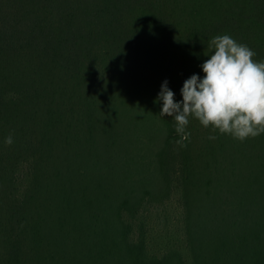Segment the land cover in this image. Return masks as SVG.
I'll list each match as a JSON object with an SVG mask.
<instances>
[{
    "label": "trees",
    "instance_id": "16d2710c",
    "mask_svg": "<svg viewBox=\"0 0 264 264\" xmlns=\"http://www.w3.org/2000/svg\"><path fill=\"white\" fill-rule=\"evenodd\" d=\"M223 34L264 60V0H0V264H264V134L183 138L154 102ZM174 179L182 241L149 254Z\"/></svg>",
    "mask_w": 264,
    "mask_h": 264
},
{
    "label": "clouds",
    "instance_id": "9594fccd",
    "mask_svg": "<svg viewBox=\"0 0 264 264\" xmlns=\"http://www.w3.org/2000/svg\"><path fill=\"white\" fill-rule=\"evenodd\" d=\"M207 47L199 65L204 75L193 73L183 81L181 99H175L167 79L161 83L154 101L160 103L159 115L172 118L183 138L190 117L241 141L264 134V60H254L256 53L228 34L213 36ZM4 143H13L11 134Z\"/></svg>",
    "mask_w": 264,
    "mask_h": 264
},
{
    "label": "rangeland",
    "instance_id": "374dc122",
    "mask_svg": "<svg viewBox=\"0 0 264 264\" xmlns=\"http://www.w3.org/2000/svg\"><path fill=\"white\" fill-rule=\"evenodd\" d=\"M184 185L182 180L176 181L174 179L167 195L169 196L168 200L164 199L167 197L164 194L154 196L153 201L149 203L144 202L143 211L138 222L142 224V232L146 235L149 254L160 255L181 244L183 199L193 194Z\"/></svg>",
    "mask_w": 264,
    "mask_h": 264
}]
</instances>
